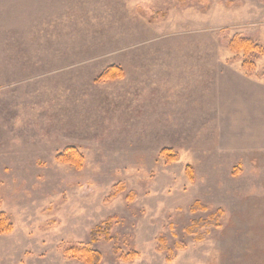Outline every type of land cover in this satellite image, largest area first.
Segmentation results:
<instances>
[{"label": "rangeland", "instance_id": "1", "mask_svg": "<svg viewBox=\"0 0 264 264\" xmlns=\"http://www.w3.org/2000/svg\"><path fill=\"white\" fill-rule=\"evenodd\" d=\"M235 37L264 51V0H0V264H264V153L214 117L220 69L264 83Z\"/></svg>", "mask_w": 264, "mask_h": 264}, {"label": "crops", "instance_id": "2", "mask_svg": "<svg viewBox=\"0 0 264 264\" xmlns=\"http://www.w3.org/2000/svg\"><path fill=\"white\" fill-rule=\"evenodd\" d=\"M214 117L220 147L264 153V83L224 67L214 78Z\"/></svg>", "mask_w": 264, "mask_h": 264}, {"label": "trees", "instance_id": "3", "mask_svg": "<svg viewBox=\"0 0 264 264\" xmlns=\"http://www.w3.org/2000/svg\"><path fill=\"white\" fill-rule=\"evenodd\" d=\"M230 50L234 53H244L246 56L252 53H256L259 56L263 55L264 51L263 49L259 48L258 46L254 45L249 40L239 39V38H233L230 42ZM242 71L245 70L244 74L248 77H257V75H253V64L249 65V63L244 62L241 65ZM122 77V71L115 66L107 68L101 75L98 77L96 82H104V81H111ZM262 80L264 81V73L261 76ZM165 156L167 158H172L173 155L170 154V151H164ZM58 159L68 165H71L75 167L76 169L81 168L83 159L82 156L74 149V148H68L66 149L62 154L58 156ZM186 174L189 179L192 178V171L189 167L186 169ZM216 216H220V212H217L215 214ZM107 234L110 230V224L107 225ZM10 227L5 225V221L0 219V233L4 234L9 232ZM107 236V235H106ZM76 255H81L83 257L84 261L87 262V264H98L100 255L97 252H91L89 249H82L80 251H74Z\"/></svg>", "mask_w": 264, "mask_h": 264}]
</instances>
